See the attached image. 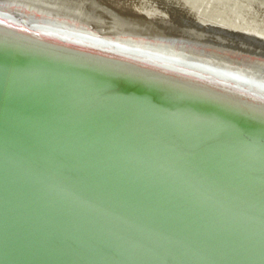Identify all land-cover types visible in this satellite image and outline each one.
<instances>
[{"label": "water", "instance_id": "1", "mask_svg": "<svg viewBox=\"0 0 264 264\" xmlns=\"http://www.w3.org/2000/svg\"><path fill=\"white\" fill-rule=\"evenodd\" d=\"M181 46L219 57L196 43ZM37 51L41 59L67 65L51 51ZM229 59L247 62L237 55ZM111 79L127 86V79ZM81 81L67 69L28 70L0 60L1 111L78 119L130 135L115 139L106 129L79 124L59 130L64 133L56 136L64 137L55 141L0 134V264H264V229L245 223L264 225V111L195 87L184 89L194 103L186 104ZM147 140L162 155L139 145ZM117 145L136 157L115 153L111 147ZM184 148L190 157L181 154ZM174 157L206 168L165 164H175ZM85 166L99 175L77 171ZM144 166L156 170L158 179L143 173ZM216 166L234 176L226 179ZM174 180L189 188L185 195L172 190ZM169 205L184 215L165 211Z\"/></svg>", "mask_w": 264, "mask_h": 264}, {"label": "bare ground", "instance_id": "2", "mask_svg": "<svg viewBox=\"0 0 264 264\" xmlns=\"http://www.w3.org/2000/svg\"><path fill=\"white\" fill-rule=\"evenodd\" d=\"M260 36L264 38V0H0V40L31 47L1 44L0 60L28 70L63 68L82 80L81 86L121 85L135 93L162 96L173 102H190L191 96L184 89L195 87L225 101L254 103L264 111V39ZM184 42L206 46L218 52L219 57L188 52L181 46ZM43 49L54 53L51 57L68 66L41 59L37 50ZM235 55L247 62L229 59ZM111 76L127 79V86ZM189 102L186 104H194ZM225 114L242 118L239 114ZM78 124L106 129L104 134L114 135L115 139H130L129 134L117 129L83 120L71 122L0 110V134L9 137L30 136L55 141V137H64L56 136L64 133L59 130L69 132ZM81 135L96 139L93 132ZM139 145L162 155L159 150L163 149L157 148L153 141ZM111 149L121 155L127 152L126 157H136L130 148L117 145ZM188 150L184 148L180 152L190 157L192 153ZM185 159L188 158L174 157L171 160L175 164H165L185 170H189L185 166L206 168L204 165L190 166L194 165L193 161ZM86 167L91 166L77 171L89 177L99 175L100 170H87ZM214 170L226 179L234 176L226 167L216 166ZM112 171L131 174L115 167ZM142 172L149 176L156 170L144 166ZM198 172L207 173L204 169ZM152 177L158 179L156 175ZM183 186L179 180L171 184L172 190H178L176 193L181 196L189 190ZM164 210L183 214L175 205ZM245 223L264 229L261 223L257 226L252 221Z\"/></svg>", "mask_w": 264, "mask_h": 264}]
</instances>
